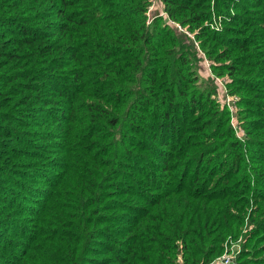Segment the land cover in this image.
Returning <instances> with one entry per match:
<instances>
[{
	"label": "trees",
	"instance_id": "trees-1",
	"mask_svg": "<svg viewBox=\"0 0 264 264\" xmlns=\"http://www.w3.org/2000/svg\"><path fill=\"white\" fill-rule=\"evenodd\" d=\"M149 2L0 0V264H208L247 196L264 229V0H161L245 140Z\"/></svg>",
	"mask_w": 264,
	"mask_h": 264
},
{
	"label": "rangeland",
	"instance_id": "rangeland-1",
	"mask_svg": "<svg viewBox=\"0 0 264 264\" xmlns=\"http://www.w3.org/2000/svg\"><path fill=\"white\" fill-rule=\"evenodd\" d=\"M205 1L202 9L207 12V15L210 14V19H212L211 22H209L208 19V23L212 24L214 29L219 30L223 23L220 17L215 16L216 9H214L213 0ZM162 5L161 0H150L147 9V22L150 23L155 15H162L167 23L174 25L175 29L180 32L178 35L180 43L185 45V48L190 51V56L194 61V67L199 74L198 81L193 83L194 89H214L212 98L216 101L218 109L220 111H227L224 113V122L226 121V124L232 127L234 132L233 135L236 138L245 140L247 133L241 125L244 118L243 116H239L240 109H247L246 105L239 104V98L242 92L240 93L239 91L236 95L230 94L231 88L227 85L230 81V77L227 74L218 76L212 72L210 69L212 61L207 59L200 49L199 42L194 37V32L169 19L163 12ZM237 27L239 26L237 25ZM240 29L244 32V34H241L242 37L249 38L246 30H249L250 27L240 26ZM247 43L249 44V41H247ZM249 45H251V47L254 46L252 43ZM218 49L223 48L219 46ZM258 100L262 101L261 99ZM222 140L221 138L218 139V141ZM246 161L250 162V158L248 157L247 159L246 157ZM240 199L242 201H238L235 204L238 209L233 211L234 215L238 217V223L240 225L238 227V233L236 232L234 236L229 235L225 238L222 244L221 254L218 257L224 254H231L234 262L236 259H239L238 264L241 261H247V264H264V229H257L255 234V226L253 224L255 215L254 209H256L257 204L253 201L254 199H250L248 196L247 199Z\"/></svg>",
	"mask_w": 264,
	"mask_h": 264
},
{
	"label": "built area",
	"instance_id": "built-area-1",
	"mask_svg": "<svg viewBox=\"0 0 264 264\" xmlns=\"http://www.w3.org/2000/svg\"><path fill=\"white\" fill-rule=\"evenodd\" d=\"M233 256L231 254H224L221 257H216L211 260L208 264H231L233 263Z\"/></svg>",
	"mask_w": 264,
	"mask_h": 264
}]
</instances>
